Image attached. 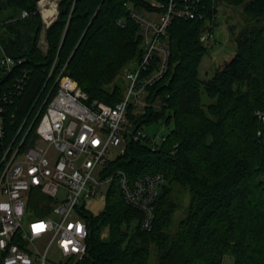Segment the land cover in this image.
I'll return each instance as SVG.
<instances>
[{
  "label": "trees",
  "instance_id": "16d2710c",
  "mask_svg": "<svg viewBox=\"0 0 264 264\" xmlns=\"http://www.w3.org/2000/svg\"><path fill=\"white\" fill-rule=\"evenodd\" d=\"M40 0H0V46L17 63L0 62L2 142L36 118L57 75L76 79L91 100L110 105L127 91L125 73L142 59V33L129 7L163 11L169 0H58L45 28ZM180 5L183 0H174ZM212 17L221 6H241L246 22L231 26L235 55L211 76L200 65L209 47L200 39L205 21L173 16L167 40L169 69L152 93L169 105L150 109L146 125H172L159 148L129 141L111 168L136 179L161 171L166 182L155 202L154 226L127 204L116 185L104 209L81 214L90 227L87 251L73 264H264V0H190ZM26 11L27 15L23 16ZM207 21V20H206ZM45 28V29H44ZM45 30L47 50L40 46ZM56 60L54 75L49 77ZM126 82V83H125ZM23 88L17 90L16 87ZM40 118L30 129L34 133ZM0 145V155L2 153ZM190 193L184 203V193ZM182 215L177 218L178 212Z\"/></svg>",
  "mask_w": 264,
  "mask_h": 264
},
{
  "label": "built area",
  "instance_id": "2783aa9c",
  "mask_svg": "<svg viewBox=\"0 0 264 264\" xmlns=\"http://www.w3.org/2000/svg\"><path fill=\"white\" fill-rule=\"evenodd\" d=\"M44 1H39V7L48 27L57 15L58 0L51 16L46 11L52 8H45ZM129 10L140 25L143 56L125 73L124 99L115 105L91 100L64 65L28 130L22 133L21 127L13 139L0 144V264H73L82 259L90 227L81 211L89 210L85 204L91 198L104 196L107 200L113 185L127 204L143 213L141 227L153 228L155 202L166 182L164 174L157 171L132 179L123 169L111 168L112 161L124 153L129 141L146 142L155 149L167 140L168 134L158 141V135H150L140 121L148 110L169 105L168 94L152 93L169 69L168 27L174 15L204 21L208 16L190 0L180 5L169 0L159 12ZM200 39L210 46L215 34L208 27ZM0 62L8 69L17 63L4 51ZM55 64L56 60L49 77L54 75ZM9 97L10 93H0V112L5 110L1 102ZM258 114L264 124V113ZM258 135L264 142L263 130ZM52 250L58 253V260L50 256Z\"/></svg>",
  "mask_w": 264,
  "mask_h": 264
},
{
  "label": "rangeland",
  "instance_id": "374dc122",
  "mask_svg": "<svg viewBox=\"0 0 264 264\" xmlns=\"http://www.w3.org/2000/svg\"><path fill=\"white\" fill-rule=\"evenodd\" d=\"M56 3L57 0H50L49 2L45 0L43 4L45 5V8L51 9L52 7H54ZM218 12H219V17L216 21H210L213 19V17L210 16H208L207 21H205V29H207L208 27L209 29L210 28L212 29V25H213L215 41L214 42L212 41L210 43V46H208L209 52L204 56L202 63L200 65V72L201 75L203 74V76H211L220 65H222L225 61L230 60L235 55L236 42H235L234 34L232 33L231 26L234 25V27L239 28L247 21L246 15L244 14L241 6H237V5H234L233 7L221 6ZM2 15L3 13L0 12V17ZM40 46L44 51L47 50L45 30H43L41 34ZM171 126L168 124H164L163 122L162 123L155 122L146 125V129L150 135L152 136L158 135V141H159V137H161L162 139V136L168 134V132L171 129ZM189 196H190L189 192L184 193L183 201L185 205H187L189 202ZM85 205L91 212H93L94 214H98L104 209L106 205V198L104 196L99 199L91 198L86 202ZM28 211L31 212L32 208L28 207ZM181 215H182L181 211L178 212L177 218H179ZM50 256L53 257L55 260H58L59 258V255L55 250L51 251ZM151 264H154L153 259L151 260ZM225 264H233L232 257L227 256L225 259Z\"/></svg>",
  "mask_w": 264,
  "mask_h": 264
},
{
  "label": "bare ground",
  "instance_id": "6f19581e",
  "mask_svg": "<svg viewBox=\"0 0 264 264\" xmlns=\"http://www.w3.org/2000/svg\"><path fill=\"white\" fill-rule=\"evenodd\" d=\"M58 11V10H57ZM24 12H26V11H24ZM24 12H23V16H25L24 15ZM215 12H217L218 13V17H219V12L218 11H215ZM214 12V13H215ZM46 13L48 14V16H51L52 14H54V7H52V9L51 10H47L46 11ZM214 16V14L212 15V17ZM218 17L216 18V19H212V20H210V21H216L217 19H218ZM214 18V17H213ZM46 27H47V25H45ZM212 30H213V25H212ZM128 82V81H127ZM127 87H128V83H127ZM127 92V91H126ZM126 95V94H125ZM125 97V96H124ZM124 99V98H123ZM121 101V100H120ZM117 104V103H116Z\"/></svg>",
  "mask_w": 264,
  "mask_h": 264
},
{
  "label": "crops",
  "instance_id": "0c3cea01",
  "mask_svg": "<svg viewBox=\"0 0 264 264\" xmlns=\"http://www.w3.org/2000/svg\"><path fill=\"white\" fill-rule=\"evenodd\" d=\"M1 52H3V49H2V47L0 46V54H1Z\"/></svg>",
  "mask_w": 264,
  "mask_h": 264
}]
</instances>
